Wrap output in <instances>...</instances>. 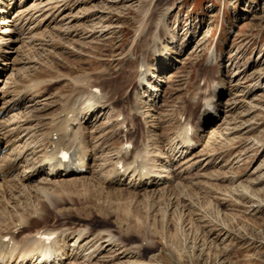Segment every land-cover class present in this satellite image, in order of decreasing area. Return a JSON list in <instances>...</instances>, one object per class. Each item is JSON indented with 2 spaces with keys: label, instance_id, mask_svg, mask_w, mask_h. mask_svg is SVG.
<instances>
[{
  "label": "rangeland",
  "instance_id": "1",
  "mask_svg": "<svg viewBox=\"0 0 264 264\" xmlns=\"http://www.w3.org/2000/svg\"><path fill=\"white\" fill-rule=\"evenodd\" d=\"M89 78L94 87L81 86ZM148 81L161 89L153 102ZM94 94L111 106L84 119ZM68 103L89 137L80 175L43 161L50 123ZM202 106L215 110L211 124L169 162L170 141ZM0 138V171L15 166L0 175L1 235L93 232L80 246L70 235L66 258L48 264H264V0H0ZM131 141L149 151L138 158L152 171L147 187L140 175L108 173ZM67 179L77 190L55 191ZM102 186L135 195L109 198ZM96 214L108 221L95 225ZM22 216L32 229H16ZM109 236L118 241L103 244Z\"/></svg>",
  "mask_w": 264,
  "mask_h": 264
},
{
  "label": "bare ground",
  "instance_id": "2",
  "mask_svg": "<svg viewBox=\"0 0 264 264\" xmlns=\"http://www.w3.org/2000/svg\"><path fill=\"white\" fill-rule=\"evenodd\" d=\"M152 38L153 36L151 35L150 37V42H152ZM149 41V40H147ZM145 44V42L141 45L143 46ZM149 43H147L148 45ZM148 53L151 52V48H148ZM173 77H176V75L173 74ZM91 78L89 79H84L81 81V86L82 83L85 82V85L88 86V84L90 85L91 81H90ZM96 80H94L95 82ZM90 82V83H89ZM114 82V81H113ZM116 83H119L120 86L122 85L121 82H118V81H115ZM114 83V84H116ZM99 84V83H98ZM148 84L150 85L149 81H148ZM94 87L92 84L89 86L90 87ZM135 86V85H134ZM145 84H144V88H145ZM151 90V94L149 95L150 96V99L151 101H156L157 100V94L158 93H155L158 92V91H161V89L157 88L156 86H152L150 85ZM85 88V86L83 87ZM82 87L79 88V89H83ZM83 92V91H82ZM19 93V92H18ZM98 94V93H96ZM16 95V94H15ZM100 95V94H99ZM114 95V94H113ZM98 95H95L94 94V97H91V99L89 100V102H86L89 106V108L86 110V114L83 115L84 116V119L87 118L88 115H92L95 114L97 112V110H102V109H109L110 108V104L107 103L108 101H97V99H95V97H97ZM152 96V97H151ZM209 99H208V102L211 103V105L213 104H216L215 102L211 101L212 99H215V98H212V96H216V93L213 92L209 95ZM154 98V99H153ZM77 99V98H76ZM72 100V99H71ZM74 100V98H73ZM91 101V102H90ZM218 102V100H216ZM213 102V103H212ZM71 103V102H70ZM67 106V107H66ZM65 106V109L63 107V111H61L60 113H57L55 115H57L56 117H54L52 119V122L50 123L51 124V127H50V134L48 136V141L46 143V147H51V152L48 153L45 155L44 157V162L46 164H49L50 165H53V170L55 171V174H57L59 172V169H63V168H67V165L66 163L64 162H61L60 160L57 159V153L61 150H67V151H70L71 153H73V156L75 157V159H81V158H88V164L86 165V168H89L90 166V163H91V160H92V157L91 155H88L84 149H80V145H82L84 143V141L89 138H87V134H85L84 136H79L80 132H79V128L77 129L76 126H75V122L77 121V118L81 116V113H83V111L81 112V109L77 108V107H71L72 105L71 104H66ZM152 106V105H151ZM154 108L157 109V103L154 104ZM197 107V106H196ZM208 107V106H206ZM190 111L192 112L195 108V105L193 106H190ZM214 109H216L215 105L213 107ZM218 109V108H217ZM221 109V108H220ZM205 110V106H202L200 111L203 112ZM101 114L103 113L102 111L100 112ZM105 114V112H104ZM211 114H213V112L209 111L208 113L204 114V116H200L198 117L199 120H197V124H193V122L195 121V117H193V119H187L188 121L185 122V125L182 126L181 128V131H178L177 132V138H179V140H176V141H170L172 142V145H171V155L168 156L169 157V162H171V160L174 161L176 155L174 154L175 153V149L177 150V145L179 143L182 144V146L180 147V149H187L188 147L190 146H193L194 145V142L196 141V137H200L201 134H199V130H201L204 126V124H207L208 121H209V117L212 116ZM54 115V116H55ZM121 115L120 113H117L115 115V117L117 118V121L119 122L120 126L122 127V129H124L126 127L125 125V119L124 117L122 118L121 120ZM94 116V115H93ZM51 119V118H50ZM81 120V123L82 121ZM90 119V118H89ZM88 119V120H89ZM12 122V121H11ZM210 122V121H209ZM53 123V124H52ZM48 124V123H47ZM211 124V122H210ZM47 126V128H49ZM207 128V127H206ZM16 130V129H15ZM48 130V129H47ZM40 131V130H39ZM48 134V133H46ZM57 136V138H55V136ZM193 135H195L193 137ZM84 140V141H83ZM175 140V138H174ZM85 141V142H86ZM1 138H0V146H1ZM198 142V141H197ZM9 144V142H8ZM127 144V142H124L121 146H120V151L117 155V157L115 158V165L113 167V169L111 171H109V175L111 176H118V181H126V178L124 177L125 174H127V171L128 170H131L132 172H130L129 174V177H133L134 174L136 173L137 174V171L140 173V176H141V180H140V184H141V187H147L148 183L147 181H145V179L148 178V176L151 177V170H148L147 167H146V164L145 162H140L138 161V158L141 156L143 158V155H144V152H149L147 147H146V143L144 144V147H141L140 149L137 150L136 146L135 148H127L125 145ZM179 151V150H178ZM118 152V151H117ZM128 155V156H127ZM127 158L124 160V158ZM145 157V156H144ZM141 160V159H140ZM168 162V161H167ZM122 163L123 164V168L121 169L119 167V164ZM17 164V163H16ZM43 164V163H42ZM166 164V163H165ZM49 165V166H50ZM85 165V162H83L81 164V167ZM15 167L14 166V163H11L9 162L7 167H6V170L9 169V172H11L10 170ZM145 169L146 170V173L143 175V170L142 169ZM2 170V169H1ZM6 170H2L0 171V175H2V173H6L8 171ZM141 170V171H140ZM41 169H38L33 172L34 174H38L40 173ZM58 171V172H57ZM41 174V173H40ZM33 175V174H32ZM54 175V174H53ZM66 175H71V174H67ZM56 177V176H55ZM29 178V177H28ZM73 178V177H71ZM75 178V177H74ZM100 178L98 177V180ZM51 180V179H50ZM78 182L79 181H76V180H71V179H67V180H64V181H60L59 183L58 182H55V185L53 188H55V191L57 192H61V193H72V191H75L77 190V187L80 185H78ZM139 182V181H138ZM80 183V182H79ZM112 183H117V180H114V182ZM91 184V183H90ZM85 185V184H84ZM129 185V184H128ZM136 185V183L134 184ZM138 185V184H137ZM136 185V186H137ZM87 186V185H85ZM83 186V187H85ZM91 188V185L89 186L88 185V188ZM93 187V185H92ZM89 188V189H90ZM101 188V187H100ZM140 188V187H139ZM103 191V194L107 195L109 198H111L112 196H115V197H120V196H123L124 194L128 195L131 193V195H135V193H132V192H126L127 190H113V191H109V192H106L104 189H103V186L101 188ZM59 190V191H58ZM80 191V188L78 189ZM86 190V189H85ZM105 191V192H104ZM99 192L101 193V190H99ZM98 193V192H97ZM47 194V193H46ZM96 194V193H95ZM50 195V193H49ZM138 195V194H137ZM24 196V195H23ZM61 196V195H60ZM79 196V195H77ZM86 197L88 195H85ZM48 197V196H47ZM51 197V196H50ZM73 197V196H72ZM85 197V200L89 197L86 198ZM104 197V196H103ZM46 198V197H45ZM60 198V197H59ZM114 198V197H113ZM51 203L52 205L54 206H59V203L62 201L61 199H51ZM49 200V201H50ZM63 200H65L63 198ZM68 200V199H67ZM74 200V199H71V201ZM84 200V201H85ZM60 201V202H59ZM70 201V202H71ZM75 201V200H74ZM83 201V200H82ZM91 201V200H90ZM115 202V201H113ZM217 204H218V208H217V213L218 214H222L224 215V211H223V207L225 206V203L226 202H221V201H218L217 200ZM63 203V202H61ZM60 203V204H61ZM111 203V202H109ZM236 205V204H235ZM222 206V208H221ZM237 206V205H236ZM44 209H46V213L47 215L50 216V218H55L56 215L54 213V211L48 206V205H44L43 206ZM53 208V207H52ZM216 211V210H215ZM30 213V212H29ZM32 213V212H31ZM33 214V213H32ZM103 214V213H102ZM102 214H96L98 217L102 218V220H93L94 224L95 225H100V224H104L105 222L108 221L107 219V215L104 217L102 216ZM31 215V214H29ZM91 215V214H90ZM91 216H94V215H91ZM90 216V217H91ZM48 218V216H47ZM109 218V217H108ZM26 219L28 220L29 218H25V216H22L21 217V221H19V223L16 225V229L18 231H21V230H24L25 228L27 229H32V224L30 225V228H29V225L27 226L26 225H22L23 223H25L24 221H26ZM39 220V219H38ZM87 221H92V219H89V218H86ZM207 223V222H206ZM209 223V222H208ZM211 223V222H210ZM38 222H35L34 226L37 225ZM75 225H79V226H83L81 224H77L75 223ZM217 225V224H216ZM216 225L212 224L210 225V227L212 228H216ZM19 226H21L19 228ZM25 227V228H24ZM103 227H106V226H103ZM209 227V228H210ZM71 229V228H70ZM48 230V229H47ZM76 230V229H75ZM80 230H82L80 228ZM85 229H83L82 231L78 232L77 234L73 235L75 232H72L67 234V231H65L66 233H60L58 234L55 230H48L47 232L49 233H53L54 234V239L52 241H50L49 243H46L45 240L41 239V238H38L37 237V234L40 232L39 230H37L36 232L37 233H34L32 234L33 236L32 237H28L26 239H23L22 241H17L16 237H15V234L13 235L11 232H6L5 235H1L0 233V259H3V262L0 263V264H7V261H5V259H7V257L9 256H12V264H23L25 263L26 261H29L30 262L32 261L34 264H39V263H43V262H48V261H51L50 259H47V257L45 258L44 260V248H49L50 246H53V250H55V253L54 255L56 256V259L58 258V261H62L63 259H65L68 251L67 250H70V248L72 247V245L70 244V240L68 241V238L69 236L71 235V240L73 239H78L79 243L78 245L85 241L86 239H88L89 237H91V235H93V232L91 231H84ZM107 230V229H105ZM203 230V229H202ZM213 229H211L210 231H207V235L209 236L211 234ZM216 230H221L222 229H215L214 230V233ZM7 231V230H6ZM10 231V230H9ZM25 231V230H24ZM46 231V230H45ZM103 234H104V231H102ZM107 233H109V231L107 230L106 231ZM105 232V233H106ZM202 233V232H201ZM109 235V234H107ZM6 236H9V240H4L3 237H6ZM30 236V235H29ZM106 237V236H105ZM110 237V236H109ZM109 240H112V242H105L106 240H104L102 243L103 244H107V246L109 245H112L113 243H115L116 241H118V239H114L113 237H110ZM93 242V241H92ZM77 243V242H75ZM90 243V242H89ZM80 246V245H79ZM78 246V247H79ZM75 247V246H74ZM73 248V247H72ZM77 248V247H76ZM102 249V245L95 251H99L98 254L100 253ZM78 250V249H77ZM42 253V254H41ZM74 253V252H73ZM72 253V255H73ZM10 254V255H9ZM40 255V256H39ZM100 255V254H99ZM69 256V255H68ZM71 257V256H70ZM76 257V255L74 256ZM11 258V257H10ZM99 258V257H97ZM40 259V262L38 263L37 261ZM70 259V258H69ZM8 264H10V262H8ZM47 264V263H46Z\"/></svg>",
  "mask_w": 264,
  "mask_h": 264
}]
</instances>
